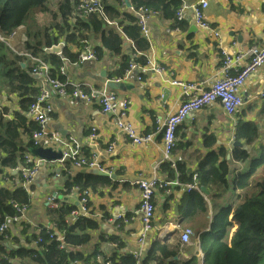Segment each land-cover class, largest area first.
<instances>
[{"label":"crops","instance_id":"obj_1","mask_svg":"<svg viewBox=\"0 0 264 264\" xmlns=\"http://www.w3.org/2000/svg\"><path fill=\"white\" fill-rule=\"evenodd\" d=\"M50 1L48 0V3ZM122 1L124 0H103V3L106 9L114 8L127 12L122 7ZM182 1L184 3V0ZM60 2L61 0H54L55 16L53 19H47L44 27L62 23V16L58 10ZM70 2L73 7L77 0ZM208 2L209 8L205 12V18L211 30L199 28L190 9L185 11L184 19L179 23L177 19H166L160 12L150 15L147 20L149 30V38L146 39L149 43L147 50H138L134 40L126 37L122 30L114 25L106 24L102 30H97L95 21H100L97 17L74 14L73 23H82V33L88 41L89 49L96 54V59L80 65L63 63L68 68V80L85 89L102 87L107 80L120 79L117 76L111 78V74L120 70L125 57L132 62L136 61L137 67L125 78L127 82L125 91L117 90L119 104L129 101L128 120L138 132L142 134L151 132L158 119L174 113L181 104V91L172 84L173 79L197 82L208 89L223 75L222 50H227L232 55H240L239 68H242L249 61V49L255 45L264 46V0H208ZM53 10L49 9L44 14L49 15ZM31 19L32 16L27 26L17 29L24 31L27 43L18 34L8 39L9 46L18 50L17 54L26 51L28 42L33 46H41L42 39L27 37L28 31L34 32L38 29H33ZM34 25L38 27L37 24ZM177 27L179 31L176 30ZM192 28L195 31H191ZM75 33L78 34L79 31L76 30ZM78 41L67 43L69 52L73 55L85 53L86 45ZM36 52L39 58L52 66V58L63 60V50L61 54L44 49L41 51L40 48ZM141 59H146L147 63H141ZM22 63L25 64L23 68L30 72L32 61L29 58L25 61L23 58ZM31 76L35 79V87L38 88L41 79L32 74ZM263 92L264 67L253 73L242 89L244 105L236 116L229 117L218 104L190 114L178 129V143L170 162L165 160L161 135H157L149 144H132L117 129L114 116L104 114L99 103L52 96L48 103L49 109L46 111L48 117L46 134L40 147L60 151L59 141L55 140L54 136L58 135L64 141L75 139L83 145V154L96 156L100 166L105 171L117 175V179L112 180L93 174L90 172L91 169L77 168L70 162H50L38 158L40 162L37 174L31 181L25 183L30 195V208L25 216L18 220L19 223L13 222L9 225V233L2 242L6 253L10 255L20 249L29 251L42 249L36 243V237L53 227L49 218V211L52 209L48 204L50 197L56 199L59 207L64 203L78 207L82 199L86 198L91 213L87 217L95 221L98 227L88 232L91 237L88 244L73 249L75 253H81L85 260L95 256L102 263L103 259H109L117 254L119 258L133 257L141 264L155 239L168 242L173 247H180L179 255L173 260L181 262L188 259L190 255L183 247L191 246H194L195 253L197 252L202 259L198 239L195 241L191 239L192 244L189 246L183 245L180 239L184 228H193L195 231L199 223L201 226V217L198 218V223L182 224L184 217L180 208L186 205L192 193L186 190L184 186L186 183L180 186L169 185L156 191L153 199L156 208L153 228L146 233L140 209L141 192L137 183L152 178H158L163 183L174 182L175 180H170L173 176L167 171L165 167L167 164H170L172 172L181 167L185 172V178H188L199 170L201 163L205 162L210 154L218 153L223 148L228 151L227 160L231 162L233 172L244 170V165L234 160L232 143L235 141L238 122H252L258 125L260 137L252 147L249 145L247 147L256 154L259 147L264 146V98L261 96ZM20 103L21 100L16 94L0 91V119L12 120L14 113L21 110ZM28 119L29 122H33L32 117ZM94 129L97 137L91 141L89 137ZM21 138L24 146L31 142L29 134L25 133ZM112 142L116 147L113 152H108ZM22 168V166L16 168L17 172L16 169L6 168L11 179L0 180V187L12 190L22 187ZM86 173L87 178L79 182L81 187L85 186L86 195H81V187L78 186L68 192L67 183L75 182L79 174ZM99 178H106L108 182L104 183ZM199 192L210 206L208 216L210 221L214 215V209L208 199L210 191L208 190L209 195ZM67 221L72 224L76 220L71 214ZM209 225L207 223L204 229L207 230ZM54 233L65 237L58 231ZM65 251H69L67 246ZM10 260L12 264H22L19 258Z\"/></svg>","mask_w":264,"mask_h":264},{"label":"trees","instance_id":"obj_2","mask_svg":"<svg viewBox=\"0 0 264 264\" xmlns=\"http://www.w3.org/2000/svg\"><path fill=\"white\" fill-rule=\"evenodd\" d=\"M121 1V0H120ZM48 0H0V35L10 37L17 29L27 26L30 17L35 11L48 12ZM135 10L147 9L155 13H163L168 20H175L179 8L183 5L182 0H132ZM59 13L62 16L61 24H52L27 32L28 39H42L40 47L27 44L28 52L37 56L36 50L58 44L64 37L67 43L77 42L79 38L85 40V36H76L71 33L72 29L82 30V23L77 22L75 27L70 22L73 7L70 0H61ZM111 20H115L122 27L124 34L134 40L138 50L149 49L148 41L142 37L138 26V17L129 12H121L114 8L106 9ZM54 16V12H53ZM103 24L95 21V28L102 30ZM52 31V32H51ZM118 50V48H116ZM63 56L70 62L77 61V55L69 52L68 46L63 49ZM122 63L120 70L111 74V78H123L130 69L131 59ZM23 57L17 55L5 43L0 41V91L8 94H16L20 100L21 110L14 113L12 120L0 119V173L4 169H16L20 166L28 168L24 155L30 151L32 143L24 146L21 136L32 135L37 125L29 122L27 112L40 94L35 87V79L28 69L21 66ZM53 63L52 74L58 75L63 65L61 59H51ZM136 62V61H135ZM141 63H147L141 59ZM61 79H64L61 77ZM260 129L252 122H238L235 141L252 147L260 137ZM228 151L221 149L218 153H212L201 163L198 174L200 188L205 187L210 191L208 199L214 209V215L209 221L210 206L205 197L198 191H192L184 207L180 212L184 217L182 224L187 222L200 223L195 227V236L192 241L199 240V247L203 258L195 253L194 246L183 247L190 255L188 259L181 262L173 260L179 255L180 247H173L168 242H160L155 239L146 257L141 264H264V146H260L257 153L250 148L244 150L239 147L233 148L234 160L244 165V170L231 168V162L227 160ZM167 171L172 174L171 181L176 180L177 172L181 173L182 183H192L193 174L185 178V172L177 167L176 172L170 171V164L166 166ZM233 172V173H232ZM86 174H79L75 182L67 183V191L70 192L79 185ZM107 183L108 179L99 178ZM81 192L85 186L80 188ZM12 203L19 205H30V195L25 188L19 187L14 190L0 187V223L10 217L17 215ZM77 207L64 203L59 208L49 211L52 223L51 230L39 234L36 242L42 248L39 251L20 249L8 255L3 247L4 237L0 236V264H12L11 258H19L22 264H135L137 259L133 257L119 258L117 254L109 259L98 261L95 256L85 257L81 253L73 251L77 246H85L91 240V230L98 224L89 217L79 216L75 222L70 224L67 217L71 216ZM194 219L196 221H194ZM209 223V228L204 229ZM204 229V231H202ZM58 231L64 234L63 242L69 251L60 248V242L51 239L50 235ZM181 245V244H180Z\"/></svg>","mask_w":264,"mask_h":264},{"label":"built area","instance_id":"obj_3","mask_svg":"<svg viewBox=\"0 0 264 264\" xmlns=\"http://www.w3.org/2000/svg\"><path fill=\"white\" fill-rule=\"evenodd\" d=\"M209 8L208 0H197L191 5L183 4L176 14V19L181 22L184 19L185 11L190 9L194 13V19L199 28L203 30H211L205 18V12ZM132 11H135L131 7ZM77 12L84 15L89 14H99L106 19V15L103 10V6L100 0H79L77 5ZM139 16V26L141 27L142 33L148 36L147 20L151 12L147 9H140L137 11ZM179 31V28H176ZM213 32V31H212ZM215 35H218L215 33ZM15 36L13 34L9 39ZM0 41L8 42V39H0ZM24 42H27L25 39ZM85 44L86 42L83 41ZM64 45V44H59ZM84 54L79 55V64L95 59V54L89 48H86ZM51 49H45V51H50ZM19 56H24L32 61L31 73L33 76L41 79L39 84L40 95L38 96L36 103L31 105L29 109V116L33 118L35 122L38 123L39 127L44 130L48 119L46 118L45 112L49 109V99L52 96H60L68 99H80L85 102H96L102 107V112L104 114H112L120 133L124 135L126 140L135 145L149 144L155 140L158 134H162V141L164 147L165 160L171 161L172 151L176 147L178 138L177 130L178 127L186 120V118L191 113H196L204 108L218 104L222 107L225 113L229 117H234L238 114L243 106V99L241 96V91L245 87L247 81L250 79L253 73L259 71L264 67V46H252L248 51L249 61L248 63L239 68L240 65V55L229 54L227 50L221 51V64L223 68V75L212 85L205 89L199 83L195 82H185L180 79H175L172 84L178 87L181 91V104L178 109L167 115L165 119H158L156 121L155 130L153 132L142 134L137 131L134 125L128 120V109L130 102L125 101L122 105L119 104V96L115 91L109 90L107 87L94 88L88 87L85 89L81 85L71 82L67 78V68L62 66L59 71V77H53L52 68L49 63L42 60L38 56L29 54L27 51H21ZM65 60V59H64ZM131 70L136 68L135 64H131ZM130 73V72H129ZM128 73V74H129ZM61 77H66L65 80H61ZM118 82V81H116ZM264 96V92L261 94ZM89 137L91 141H94L97 137L95 132ZM44 136L43 131H36L33 134V140L35 145L39 144V141ZM57 139V137H56ZM61 149L63 152V157L60 160L61 163L66 161H71L72 164L77 168H97L101 171H105L102 166H100L99 160L96 156L87 157L83 154V145L75 139H70V141H61ZM116 144L112 142L109 145L108 152H113ZM27 162H32V157L27 156ZM37 172V164L28 169L24 175L26 180H30ZM108 172V171H106ZM112 174V172H109ZM181 173L177 172V179L174 182L163 183L158 178H152L150 180H140L138 181V187L141 191V211L143 213V223L145 233L151 231L153 228V221L155 218V205L153 203V198L156 191L159 188H167L169 185L180 186L182 183L179 181ZM198 175L193 176V182L185 184V188L188 192L193 190H199V184L197 183ZM86 193H84V196ZM48 204L52 208H57L58 204L55 198H49ZM17 208L19 213H25L27 208ZM73 218H78L79 216H89L90 208L87 204V199L83 198L80 203V210L74 211L72 213ZM6 225L0 227V233L6 231ZM145 236V234L143 235ZM195 236V231L192 228H185L181 231L180 239L183 245H190L191 238ZM51 238L60 242V248L64 249L66 246L63 243V237H56L54 234ZM105 264H111L106 262ZM136 264H140L139 262Z\"/></svg>","mask_w":264,"mask_h":264},{"label":"clouds","instance_id":"obj_4","mask_svg":"<svg viewBox=\"0 0 264 264\" xmlns=\"http://www.w3.org/2000/svg\"><path fill=\"white\" fill-rule=\"evenodd\" d=\"M101 1V4H102V6H103V10H104V13H105V15H106V19L104 18V17H102L101 15H99V14H89V15H84V14H81V15H84V17H88V16H91V15H93V16H95V17H97L99 20H100V22H102L103 24H107V25H114L117 29H119V30H122V32H123V29H122V27L119 25V23L117 22V21H115V20H111L110 19V17H109V14H108V12H107V10H106V7H105V5H104V3H103V0H100ZM130 2V1H129ZM131 2H132V0H131ZM195 2V1H194ZM78 3H79V0H77V2L76 3H74V5H73V13H72V15L70 16V22H71V24L73 25V28L75 27V25H76V23H73V20L75 19L74 18V14H80V13H78L77 12V5H78ZM184 3H185V1H184ZM183 3V4H184ZM131 4V6H127V4H126V2H125V0L124 1H122V7L124 8V9H126L127 10V12H129V13H132V14H135L137 17H138V26H139V16H138V14H137V11H139V10H135V11H132L131 10V7H133V4L132 3H130ZM186 4V3H185ZM134 8V7H133ZM135 9V8H134ZM142 9V8H141ZM150 11V10H149ZM151 12V14L150 15H152L153 13H155V12H152V11H150ZM54 16H55V13H54ZM150 17V16H149ZM179 23V22H178ZM139 28H140V32H141V35H142V37L143 38H145V39H148L149 38V30H148V36H145L143 33H142V30H141V27L139 26ZM148 29V28H147ZM75 31L76 30H74V29H72V31H71V33H73V35H76V36H78V37H80V36H85L83 33H82V30H79V33L78 34H76L75 33ZM124 33V32H123ZM13 35V34H12ZM11 35V36H12ZM125 35V34H124ZM10 36V37H11ZM126 36V35H125ZM9 37V38H10ZM64 37H66V36H64ZM62 38L65 42L63 43L64 45H59V44H62L61 43V41H62V39L60 40V42L58 43V44H55V45H52L51 47H46V48H44V50L45 49H52V47H58V46H61L62 47V50L65 48V46H67V41L65 40V38ZM127 37V36H126ZM86 38V37H85ZM82 44H84L83 43V41H85L86 43L84 44V46L86 45V48H89L88 47V41H87V39H85V40H82L81 38H79L78 39ZM78 41V42H79ZM27 43V42H26ZM91 50V49H90ZM26 51L28 52V50L26 49ZM92 51V50H91ZM62 52V51H61ZM61 52L60 53H56V54H61ZM85 52H86V49H85ZM29 54H31V55H34V54H32V53H30V52H28ZM82 53H80L79 55H81ZM95 54V53H94ZM18 55V54H17ZM79 55H77V61L76 62H70L67 58H65L64 56H63V63H72V64H76V65H80L79 63H77L78 62V57H79ZM34 56H36V55H34ZM21 57H23L24 59H25V61L27 60V57H24V56H21ZM65 59V60H64ZM95 59H96V54H95ZM92 60H94V59H92ZM92 60H88V61H92ZM88 61H85V62H88ZM84 63V62H83ZM83 63H81V64H83ZM131 64H135L136 65V63L135 62H131ZM131 64H130V66H131ZM50 66H51V68H52V65L50 64ZM62 66H64V65H62ZM61 66V67H62ZM60 67V68H61ZM136 67H137V65H136ZM67 68V67H66ZM68 69V68H67ZM135 69V68H134ZM52 70H53V68H52ZM133 70V69H132ZM132 70H131V68L127 71V73L125 74V76L123 77V78H120V79H118V80H113V79H111V80H107L106 82H105V84H104V86H102V87H94V88H103V87H107V83L108 82H113V83H119V82H122V81H125V78H127L130 74H131V72H132ZM59 71H60V69H59ZM59 71H58V75L56 76V77H59ZM30 72H31V69H30ZM130 72V73H129ZM129 73V74H128ZM32 74V73H31ZM53 75V74H52ZM54 77V76H53ZM60 78H61V76H60ZM62 78H64V79H61V80H65L66 79V77H62ZM124 79V80H123ZM173 80H175V79H173ZM172 80V81H173ZM181 80V79H180ZM116 81H118V82H116ZM183 81V80H182ZM186 82V81H185ZM195 83H197V82H195ZM108 88V87H107ZM38 89H39V87H38ZM109 90H112V89H110V88H108ZM40 91V90H39ZM112 91H115L117 94H118V92L116 91V90H112ZM40 95V94H39ZM119 96V95H118ZM38 98V97H37ZM262 98H264V96L262 97ZM243 99V98H242ZM37 100V99H36ZM35 103H36V101H35ZM34 103V104H35ZM243 105H244V102H243ZM130 106V105H129ZM243 107V106H242ZM30 109V108H29ZM129 110V109H128ZM28 112H29V110H28ZM240 112V111H239ZM238 112V113H239ZM45 114H46V112H45ZM192 114V113H191ZM27 116L31 119V117L29 116V114L27 113ZM127 117H128V115H127ZM167 117V116H166ZM165 117V118H166ZM46 118L48 119V117L46 116ZM165 118H162V119H165ZM187 119V118H186ZM32 121H33V123H35L36 125H37V128L33 131V133H32V135H31V142L30 143H32L33 144V146L31 147V149H34V148H39L40 147V145H41V141H42V139H41V141H39V144L38 145H35V143H34V140H33V134H34V132H36V131H43L44 132V136H45V128H46V125H45V128H44V130H42L40 127H39V125H38V123L37 122H35L34 120H33V118H32ZM48 122V121H47ZM183 124V123H182ZM181 124V125H182ZM180 125V126H181ZM179 126V127H180ZM135 127V126H134ZM179 127H178V129H179ZM155 130V127H154V129L151 131V132H153ZM138 131V130H137ZM147 133H149V132H147ZM177 134H178V130H177ZM158 135H161L162 136V134H158ZM43 136V137H44ZM56 137H57V139H56ZM177 138H178V135H177ZM54 139L55 140H58L59 141V144H61V141H62V139H60L59 138V136L58 135H56V136H54ZM235 142V141H234ZM233 142V143H234ZM177 143H178V141H177ZM232 143V144H233ZM245 145V144H244ZM176 146H177V144H176ZM61 147V146H60ZM233 147V146H232ZM176 148V147H175ZM174 148V149H175ZM234 148V147H233ZM31 149H30V151H31ZM249 149V148H248ZM247 149V150H248ZM83 150H84V148H83ZM27 152L25 155H24V158H25V160H26V162H27V156L29 155V156H31L32 157V162L31 163H29L30 164V166L28 167V168H22V170H21V175H22V178L21 179H23V186H22V188H25L26 189V185H25V183L26 182H28V181H31L33 178H34V176L37 174V172H38V167H39V162H40V158L38 159V157H36V156H34L31 152ZM61 152H62V149L60 150ZM174 151V150H173ZM172 151V152H173ZM87 157H89V155L87 154L86 155ZM62 157H63V152H62ZM42 160V159H41ZM61 160V159H60ZM60 160H57V162H59V163H61L60 162ZM67 162H70L71 164H72V162L71 161H66V162H64V163H67ZM28 163V162H27ZM37 164V172H36V174L30 179V180H26L25 179V177H24V175H25V173H26V171L28 170V169H31L32 167H34L35 165ZM73 165V164H72ZM74 166V165H73ZM88 169H97V168H88ZM6 169H4V172H2V173H0V180H3V179H5V178H7V179H11L10 178V176H9V174H8V171L6 170ZM100 170V169H99ZM16 172L18 171V169H16L15 170ZM109 173V172H108ZM195 174H197V173H194L193 174V176L195 175ZM198 175V174H197ZM177 179V178H176ZM179 181L181 182V180L179 179ZM182 183V182H181ZM197 183H198V180H197ZM186 184H188V183H186ZM184 186H185V184H184ZM2 188V187H1ZM4 188V187H3ZM16 188H18V187H16ZM15 188V189H16ZM8 189V188H7ZM10 190H12V189H10ZM14 190V189H13ZM27 190V189H26ZM85 191V190H84ZM84 191H82L81 192V195H84ZM194 191V190H193ZM197 191V190H196ZM199 191H201V188H200V186H199V190H198V192ZM141 192V191H140ZM50 198H53V197H50ZM154 199V198H153ZM55 201H56V199H55ZM12 204H17V205H19L18 203H12ZM58 204V203H57ZM155 205V204H154ZM26 206V208H27V210H26V212L25 213H19L18 211H16L17 212V215L15 216V217H10V218H8V219H6L3 223H0V227L1 226H4V225H6V227H7V229H6V231H4L3 233H0V236H3L4 238L8 235V233H9V225L11 224V223H13V222H15V221H18L19 219H21L23 216H25V214L27 213V211H28V209H29V206L28 205H25ZM50 206V205H49ZM51 207V206H50ZM52 208V207H51ZM57 208H59V204H58V207ZM52 209H56V208H52ZM140 209H141V207H140ZM78 210H80V204L78 205V207H77V210H75V211H78ZM74 212V211H73ZM155 213H156V211H155ZM91 214V213H90ZM73 216V215H72ZM90 216V215H89ZM85 217H87V216H85ZM76 219V218H75ZM54 227V226H53ZM185 229V228H184ZM193 229V228H192ZM194 230V229H193ZM56 237H58V235L57 234H55V233H53ZM53 234H51V235H53ZM63 237V236H62ZM63 239H64V237H63ZM192 239V238H191ZM37 243V242H36ZM64 243V242H63ZM192 244V243H191ZM190 244V245H191ZM185 246H189V245H185ZM64 249H66V247L64 248ZM139 261H137V263H138ZM106 263V262H105ZM104 263V264H105ZM136 264V263H135Z\"/></svg>","mask_w":264,"mask_h":264},{"label":"water","instance_id":"obj_5","mask_svg":"<svg viewBox=\"0 0 264 264\" xmlns=\"http://www.w3.org/2000/svg\"><path fill=\"white\" fill-rule=\"evenodd\" d=\"M185 3L187 5H191L194 1H197V0H184ZM127 6H131L129 0H125ZM191 31H195V29H191ZM62 51V47L61 46H58V47H52V49L49 51L51 53H60ZM21 66L22 68L25 67V64L24 63H21ZM106 76V75H105ZM127 86V82L126 81H122V82H119V83H113V82H108L107 83V87L112 89V90H123L125 91L124 87ZM165 95H167V91L164 92ZM233 147H239V148H242L244 150H247L248 147L247 145H244L243 143L241 142H238V141H235L233 144H232ZM34 156L44 160V161H57V160H60L62 159V152L61 151H55L53 150V148H46V147H39V148H34V149H31L30 151ZM228 158H230V156H228ZM91 173L93 174H96V175H99V176H102V177H108L112 180H116L117 179V175L115 174H109L108 172L106 171H101L99 169H91L90 170ZM201 192L205 195H209V192L208 190L205 188V187H202L201 188Z\"/></svg>","mask_w":264,"mask_h":264},{"label":"rangeland","instance_id":"obj_6","mask_svg":"<svg viewBox=\"0 0 264 264\" xmlns=\"http://www.w3.org/2000/svg\"><path fill=\"white\" fill-rule=\"evenodd\" d=\"M47 5H48V8H49L50 10H53L54 0H51L49 3H47ZM54 9H55V8H54ZM39 12H40V11H35V12H33V14L31 15V16H32L31 24H32V26H33V29L38 28V29H40V30L42 31V30H43V27H44L43 24H44V23L46 24L47 19H53V12H54V10L51 11V12H49V15H46V14H44V13H39ZM32 20L34 21V23H32ZM34 24H37L38 27H35ZM13 34H15V36L18 34V35L20 36V38L23 37V39H27L26 37H24L25 33H24L23 30H16ZM27 37H28V35H27ZM0 39H9V37L7 38V37H5V36H3V35H0ZM29 39H30V38H29ZM1 42L5 43L6 46H7L8 48L11 49V51H13L14 53L17 54L18 50H17V49H12V48L9 46V43H8V42H5V41H1ZM64 42H65L64 40L61 41L62 44H63ZM8 111H9V109H7L6 112H8ZM27 113H28V112H27ZM13 207H14V209L17 211V208H16V207L23 209V208H25L26 206H25V205H17V204H13ZM29 208H30V207H29ZM19 222H20V221H15L13 224H17V223H19ZM50 238H51V235H50ZM51 239H53V238H51Z\"/></svg>","mask_w":264,"mask_h":264}]
</instances>
